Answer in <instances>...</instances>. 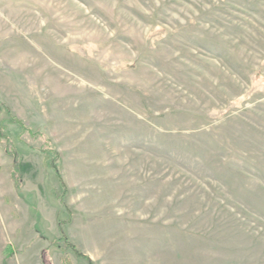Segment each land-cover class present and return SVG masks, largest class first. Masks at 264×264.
<instances>
[{
    "label": "rangeland",
    "instance_id": "1",
    "mask_svg": "<svg viewBox=\"0 0 264 264\" xmlns=\"http://www.w3.org/2000/svg\"><path fill=\"white\" fill-rule=\"evenodd\" d=\"M0 104V264H264V0H0Z\"/></svg>",
    "mask_w": 264,
    "mask_h": 264
},
{
    "label": "trees",
    "instance_id": "2",
    "mask_svg": "<svg viewBox=\"0 0 264 264\" xmlns=\"http://www.w3.org/2000/svg\"><path fill=\"white\" fill-rule=\"evenodd\" d=\"M3 109L6 111L8 115V120H1L0 121V143H3L5 145V151L9 156H12L13 158V169L11 172V178L14 184V188L16 191H22L23 188V177H24V165H23V153L25 151H20L16 145L13 138V135L9 133V128L7 127V124L9 125H18L20 127V131L16 132L15 139L23 144L24 146H30L32 147L30 143H27L24 139L25 134H27L29 137H32L33 139H44L42 140V143L38 148H36L37 151H39L44 156V164L46 168L52 169L55 176L57 177V180L59 182V185L62 189L60 198V204L62 208H64L69 213V208L65 202L66 196L68 195V188L63 180L62 174H61V157L58 151H56L51 146V141L48 137L43 135L41 132L33 131L29 127H27L24 122L21 119H18L17 117L13 116L7 108H4L0 104V116L3 113ZM33 149H35L33 147ZM70 218L68 220H58V226L60 231V238L55 239L53 241V245L61 249L63 251H71L74 255H76L77 258L83 259L88 262V264H93V261L90 257L82 254L78 248L71 243V241L66 236V233L63 229L64 224H67L70 222ZM5 253H9L11 255V248L8 246L6 248ZM7 255V256H10Z\"/></svg>",
    "mask_w": 264,
    "mask_h": 264
},
{
    "label": "crops",
    "instance_id": "3",
    "mask_svg": "<svg viewBox=\"0 0 264 264\" xmlns=\"http://www.w3.org/2000/svg\"><path fill=\"white\" fill-rule=\"evenodd\" d=\"M24 163H26V162H24ZM27 164V163H26Z\"/></svg>",
    "mask_w": 264,
    "mask_h": 264
}]
</instances>
